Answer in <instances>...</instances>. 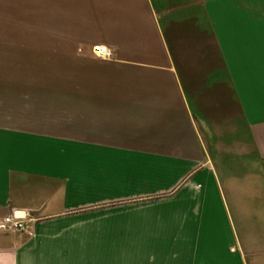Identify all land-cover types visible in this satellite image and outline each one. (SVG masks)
<instances>
[{"label": "crops", "instance_id": "crops-1", "mask_svg": "<svg viewBox=\"0 0 264 264\" xmlns=\"http://www.w3.org/2000/svg\"><path fill=\"white\" fill-rule=\"evenodd\" d=\"M243 2L248 9L231 0H49L63 12L57 26L72 31L66 54L54 49L66 59L70 99L51 109L17 100L32 84L0 83V217L60 218L90 202L76 197L77 181L97 180L101 199L111 187L133 194L140 176L165 187L189 176L178 194L191 202L196 250L212 256L225 235L237 264H264V83L247 77L264 76V0ZM76 43L109 48L113 60L79 57ZM47 84L60 87L35 86ZM10 137L16 159V146L2 143ZM25 243L23 233H0V251Z\"/></svg>", "mask_w": 264, "mask_h": 264}, {"label": "rangeland", "instance_id": "rangeland-1", "mask_svg": "<svg viewBox=\"0 0 264 264\" xmlns=\"http://www.w3.org/2000/svg\"><path fill=\"white\" fill-rule=\"evenodd\" d=\"M44 1L0 0V83L32 84V91L15 98H31L51 109H65L70 99L65 85L68 76L62 65L66 59L54 58V49L59 55L66 54L67 48L73 45L72 31L66 26H57L65 22L60 20L63 12L51 11L49 0ZM231 1L248 9L243 0ZM37 6L42 9L37 10ZM94 47L76 43L74 51L79 57L104 61L93 51ZM22 52H26V60H22ZM8 67L12 69L11 74ZM247 77L264 83V76L258 71ZM38 82H56L60 87H49L54 84L37 87ZM259 126L264 132L263 121ZM6 141L16 146L11 154L16 159L17 138H6L2 143ZM81 157L74 156L77 164L82 163ZM188 177L165 187L163 182L140 176L133 194L130 186L111 187L103 196L106 198L101 199L97 180H92L90 186L84 184L85 188L77 181L76 197L85 199L89 194L90 202L78 204L60 218L44 221L12 214L0 217L12 216L23 223L21 230L0 233H23L26 237L22 246L0 251V264H237L225 248V235L214 239L212 256L206 250H196L200 235L195 234L196 220L188 218L191 202L185 192L178 194ZM219 225L225 229L222 220ZM206 245L204 237L198 246Z\"/></svg>", "mask_w": 264, "mask_h": 264}, {"label": "built area", "instance_id": "built-area-1", "mask_svg": "<svg viewBox=\"0 0 264 264\" xmlns=\"http://www.w3.org/2000/svg\"><path fill=\"white\" fill-rule=\"evenodd\" d=\"M93 51L96 55L102 59H110L111 53L104 46H95ZM23 228L22 220L16 219L12 216L0 219V231L5 232L7 230H21Z\"/></svg>", "mask_w": 264, "mask_h": 264}]
</instances>
